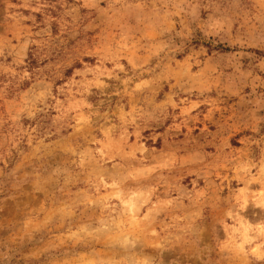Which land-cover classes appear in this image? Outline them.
Returning a JSON list of instances; mask_svg holds the SVG:
<instances>
[{"label": "rangeland", "instance_id": "rangeland-1", "mask_svg": "<svg viewBox=\"0 0 264 264\" xmlns=\"http://www.w3.org/2000/svg\"><path fill=\"white\" fill-rule=\"evenodd\" d=\"M0 264H264V0H0Z\"/></svg>", "mask_w": 264, "mask_h": 264}, {"label": "trees", "instance_id": "trees-1", "mask_svg": "<svg viewBox=\"0 0 264 264\" xmlns=\"http://www.w3.org/2000/svg\"><path fill=\"white\" fill-rule=\"evenodd\" d=\"M217 49L218 50H221V52H229V51H231L230 48L223 47V46H218Z\"/></svg>", "mask_w": 264, "mask_h": 264}]
</instances>
